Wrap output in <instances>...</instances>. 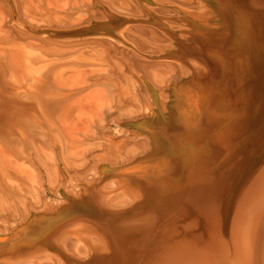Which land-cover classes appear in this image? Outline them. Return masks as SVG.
Returning a JSON list of instances; mask_svg holds the SVG:
<instances>
[{
    "label": "bare ground",
    "instance_id": "6f19581e",
    "mask_svg": "<svg viewBox=\"0 0 264 264\" xmlns=\"http://www.w3.org/2000/svg\"><path fill=\"white\" fill-rule=\"evenodd\" d=\"M0 264H264V0H0Z\"/></svg>",
    "mask_w": 264,
    "mask_h": 264
}]
</instances>
